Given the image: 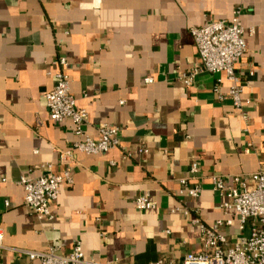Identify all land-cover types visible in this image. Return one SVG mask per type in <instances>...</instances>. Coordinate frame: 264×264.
<instances>
[{
    "label": "crops",
    "instance_id": "1",
    "mask_svg": "<svg viewBox=\"0 0 264 264\" xmlns=\"http://www.w3.org/2000/svg\"><path fill=\"white\" fill-rule=\"evenodd\" d=\"M238 7L247 41L236 63L242 109L221 99L232 86L225 73L199 72L190 85L179 79L200 66L191 28L230 19ZM60 54L76 104L89 114L85 132L119 127L120 146L63 158L75 127L52 121L46 99ZM50 164L74 182L62 184L52 218L39 219L19 179ZM263 167L264 0H0V264H42L20 250L59 246L63 254L78 241L87 260H182L204 250L197 220L227 217L213 176L247 178ZM197 184L194 198L188 189ZM140 196L155 207L138 209Z\"/></svg>",
    "mask_w": 264,
    "mask_h": 264
},
{
    "label": "built area",
    "instance_id": "2",
    "mask_svg": "<svg viewBox=\"0 0 264 264\" xmlns=\"http://www.w3.org/2000/svg\"><path fill=\"white\" fill-rule=\"evenodd\" d=\"M242 8L238 7L232 18L213 21L204 26L191 28V35L198 49L200 66L188 72H182L179 79L190 85L199 72L225 73L232 82L227 95L221 99H231L233 104L242 109V92L244 85L236 71V63L247 52L245 27L242 24ZM251 34L254 28L250 29ZM60 69L54 76L55 85L47 93V108L50 119L57 123L70 120L74 127L77 140L65 151V159L72 158L74 151L87 154H104L120 146L119 127L108 124L98 126V137L88 135L84 126L88 121L87 109L79 108L71 91L69 75L66 73L68 61L65 55L58 58ZM146 83H152L153 78H147ZM248 120V115L244 116ZM148 152L147 149H142ZM198 167L193 165L192 172ZM213 188L222 200L220 205L227 216L212 224L197 220L200 225L201 242L204 250L188 252L182 260L161 258L153 264H264V167L242 178L241 175L226 177L215 175L212 179ZM6 181L0 174V182ZM74 182L71 171L55 173L53 166L45 165L42 175L36 178L21 176L19 184L24 187V204L29 207L39 219H51L50 205L55 203L61 193L63 183L72 185ZM252 183L249 188L248 183ZM181 183L185 186L186 180ZM200 184L188 189L191 197L198 198L202 192ZM138 209H151L155 203L147 196L136 199ZM6 202V207H9ZM173 212L188 215L186 208H177ZM251 224L248 236L243 231ZM235 227L237 235L230 236L229 230ZM3 230L0 228V245H2ZM59 246H51L46 251L20 250L30 260H39L42 264H120L117 261L98 262L87 260L78 241L68 253H58Z\"/></svg>",
    "mask_w": 264,
    "mask_h": 264
}]
</instances>
